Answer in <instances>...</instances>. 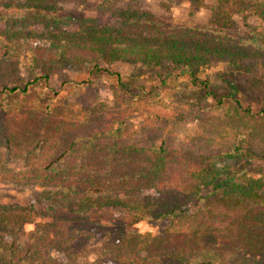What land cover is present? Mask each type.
<instances>
[{"label": "trees", "instance_id": "obj_1", "mask_svg": "<svg viewBox=\"0 0 264 264\" xmlns=\"http://www.w3.org/2000/svg\"><path fill=\"white\" fill-rule=\"evenodd\" d=\"M216 3L218 22L235 13L264 21V0ZM61 11L49 0H0L1 91L13 90L8 81L22 62L41 68L48 80L50 70L63 64L100 71L103 64L128 60L139 68L171 64L192 71L211 59L240 64L264 57V32L215 40L169 33L136 11L119 12L106 25ZM75 21L77 28L69 29ZM43 117L0 111V179L40 186L44 217L53 220L39 222L22 243L19 237L34 209L0 205V264H82L70 261L95 240L98 230L109 235L104 256L92 264H252L250 256L264 254V178L248 175L244 168L231 173L191 148L150 145L104 130L82 137L80 125ZM252 153L228 152L220 156L221 163L252 159ZM15 159L26 168L6 173L1 167ZM111 206L129 215L117 218L112 227L87 219L92 211ZM58 210L78 218L57 216ZM161 218L170 221L159 235L128 228L135 220Z\"/></svg>", "mask_w": 264, "mask_h": 264}, {"label": "rangeland", "instance_id": "obj_2", "mask_svg": "<svg viewBox=\"0 0 264 264\" xmlns=\"http://www.w3.org/2000/svg\"><path fill=\"white\" fill-rule=\"evenodd\" d=\"M49 1L62 8L60 15L75 20L95 19L99 25L112 23L119 12L136 11L178 36L195 34L227 40L248 39L257 31L264 32V21L257 15L235 13L218 22L216 0H205L200 6L188 0ZM77 26L75 21L68 28L74 30ZM103 68L92 71L63 64L50 70L46 80L41 68L22 62L8 81L13 90H0V111L32 112L34 116L39 114L40 120L43 116L65 118L82 127V137L104 130L150 145L191 148L197 154L212 156L231 173L244 168L248 175L264 178V57L240 64L211 59L192 66L193 72L171 64L139 68L128 60L103 64ZM243 149L253 151L252 159H248L251 162L245 157H227L221 163V155ZM1 168L7 173L23 171L26 166L15 159ZM42 191L36 184L19 186L8 178L0 179V205L34 209L19 237L22 243L39 222L53 221L44 217L46 207L38 200ZM56 215L78 218L64 210ZM128 215L124 208L111 206L92 211L87 219L112 227L117 218ZM169 221L135 220L128 228L135 233L159 235ZM97 232L95 240L70 263L92 264L104 256L109 234ZM249 260L264 264V254L252 255Z\"/></svg>", "mask_w": 264, "mask_h": 264}]
</instances>
